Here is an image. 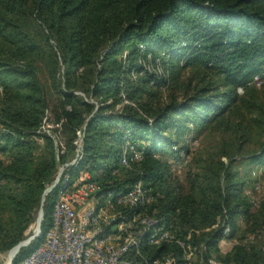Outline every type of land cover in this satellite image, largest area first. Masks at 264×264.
Wrapping results in <instances>:
<instances>
[{"label":"trees","instance_id":"trees-1","mask_svg":"<svg viewBox=\"0 0 264 264\" xmlns=\"http://www.w3.org/2000/svg\"><path fill=\"white\" fill-rule=\"evenodd\" d=\"M263 65L264 0H0V138L8 157L0 160V252L23 239L42 205L41 233L13 264L44 242L55 197L45 190L83 130V158L71 177L86 169L100 193L149 183L146 213L162 218L171 236L124 259L191 264L185 255L193 246L195 263L208 264L226 229L229 239L237 237L239 219L251 230L264 221V202L253 209L233 170L253 138L252 114L256 134L264 135V106L253 81L263 78ZM189 70L192 76H185ZM180 85L185 90L177 97ZM161 88L170 97L156 107ZM46 114L65 140L61 154L48 137L43 144L27 139ZM192 132L219 137L211 152L203 139L196 150L216 160L214 186L204 184L199 200L192 194L201 186L197 180L184 191L164 158L188 151L182 140ZM125 140L143 154L129 168L120 164ZM247 157L243 170L264 161V137ZM216 258L264 264V248L236 241Z\"/></svg>","mask_w":264,"mask_h":264},{"label":"built area","instance_id":"built-area-1","mask_svg":"<svg viewBox=\"0 0 264 264\" xmlns=\"http://www.w3.org/2000/svg\"><path fill=\"white\" fill-rule=\"evenodd\" d=\"M82 137L80 134L74 140L72 159L58 168L45 190L46 194L53 189L55 192L51 225L45 240L34 246L19 264H139L124 257L129 253L138 254L146 243L158 244L171 237L163 219L150 215L140 218L142 226L136 230L139 209L152 198L135 194L140 184L125 192L117 190L112 195L110 190L100 193L102 190L86 169L80 170L76 178L71 177L70 168L77 167L83 158ZM142 157L139 148L125 140L121 150L122 164L130 167L131 160L140 161ZM112 197L127 210L107 217L106 203ZM112 237H123L125 242L117 247L105 245Z\"/></svg>","mask_w":264,"mask_h":264},{"label":"rangeland","instance_id":"rangeland-1","mask_svg":"<svg viewBox=\"0 0 264 264\" xmlns=\"http://www.w3.org/2000/svg\"><path fill=\"white\" fill-rule=\"evenodd\" d=\"M203 72H206V71H203ZM184 73H185V76H188V77L192 76V74H193V72L190 70L188 72H184ZM211 74H214V73L212 72ZM185 76L182 77V81H181V84H183L184 86H185V82H186ZM41 79L44 82L45 75L41 74ZM253 81L255 83V86H256L257 92H258V95H257L258 103L262 104L260 106H264V75H263V78L256 75L255 77H253ZM1 89H2V87L0 86V91H1ZM184 90L185 89H183L182 85H180L175 90L174 94L177 97H181V95L184 93ZM238 91L241 92V90H238ZM157 92H158L157 94H161V95H159L158 97H156L154 99L153 105L156 107H160V106H163L169 100L170 96H169V93L166 89L161 88ZM113 111H119V108L116 107ZM253 115L254 114H252L249 117L250 118L249 122L251 124V133L253 134V138L251 139V141H249V143L246 146H244V150L242 151V154H244V155L239 157V161L233 166V170H234V172L238 173V176H236V180L241 182V186L243 187V193H244L245 197L253 203V209H256L261 202L262 203L264 202V161H261L260 163L257 162L256 164L254 163L249 167V169L243 170L244 162H245V160H247V158H249L247 156L249 155V153L254 154V152L259 147V143L261 142V140L264 137L262 131L259 132L258 134H256L258 125H255L253 123V121H252ZM58 126L59 125L56 124L55 121L53 120V117L49 114H46V116L42 120L41 125L35 130L34 134H31L27 139L34 140V141H37V142L43 144L45 137H48L50 140L53 141V144H54L57 152L61 154V153H63V151L66 150V144H65V140H63V138H61L59 136V133L57 130ZM4 132H5V128H3L2 125H0V136ZM80 134H81V136L83 135V130L78 131L77 135H80ZM256 135H257V137H256ZM27 139L25 138V140H27ZM202 139H203V141L207 142V149L211 152L213 150V148L216 147V144L219 140V137L217 134L210 135L209 132L201 134V135H197V134H195V132L189 133L182 140L183 141L182 145L188 146V148H189L188 151L184 150V152H181L178 157H176L174 155V153H172V154L166 153L165 157H164V158H166L168 165H169L171 171L173 172L174 177H176V179H177L175 184L181 185L184 191L189 189V185H190V182L192 180H194V181L197 180L198 184L201 185V186H197L198 188L192 192V194L195 195L196 200H199V198H201L200 195H202V194L200 193V191L203 190L202 186H204V184H208L207 185L208 187L211 184V188L214 186V184L211 180V177H210L211 176L210 170L212 169L211 163H213V162L215 163L216 160L213 159V156L210 158H208V156H206V155L200 156V154H199L200 149L196 152V150L200 146V140L202 141ZM126 141H128V140H126ZM128 143H129V141H128ZM129 144H131V143H129ZM5 145L7 146L6 142H4L0 138V160H2V161H7V158H8L7 153L3 152L1 150V146H5ZM73 145H74V142H73ZM123 145H124V143H123ZM132 145L135 146V144H132ZM173 148L175 150L176 146ZM40 154H41V152H40ZM72 157H73V154L69 159L71 160ZM241 158H243V159H241ZM68 160L64 164L63 163L59 164L58 168H60L61 166L64 167L65 164L70 162V160L69 161ZM220 160L224 164L227 163L226 158L223 156L220 157ZM133 161L134 160H131L130 163H132ZM120 164H122L121 152H120ZM123 166H125V165H123ZM125 167L129 168L128 165H126ZM208 178L210 180H208ZM138 184H140V186L136 189L135 194L137 195L139 193L142 196H145V198L147 199V197H149L151 195L150 194L151 189L149 187V183L147 184L141 180H136V181L132 182L130 185H124L121 188L122 189L121 192H125V191L133 188L135 185H138ZM107 191L109 192V190H107ZM107 191H105V193H107ZM115 191H117L116 188H113L110 190L112 195L115 193ZM115 200H116V197H114V198L112 197L111 200L109 201V203H106L105 212H106L107 217H112L113 215L119 213L120 211L127 210L124 205H118L115 202ZM151 202H152V198L149 201V203H147L144 207L139 209V214L137 215L138 216V222H136V224H135L136 230H139L142 226V224L139 223L140 218H143L144 215H148L146 213L147 212L146 206L148 204H150ZM43 215H44V210H43V205H42L34 212L32 219L28 223V225H27V227L23 233V239L20 240L19 243H22L26 240H30V242L28 243V244H30L31 242H33V240L37 236H39V234L41 233V222L43 219ZM40 217H41V220L39 221ZM238 221H239L241 226H240V231L237 234V237H235L234 239L233 238L229 239L227 237L229 233H227V234L224 233L223 237L219 240V242L217 244L218 251L212 253V256L208 260V264H220L218 259L216 258L217 253L219 252L221 255H223V254L229 252L231 249V246L236 241H240L242 244H245V245H248V244L256 245L257 244L259 247L264 248V221H262V223L255 226V228L253 230L250 229L251 228L250 226H247V225H245L244 222H241V219H239ZM38 227H39V234L35 236V234L37 233ZM239 236L241 237L240 239L238 238ZM125 237L127 238V235ZM123 242H125V238H123V237H118L117 239H116V237H112L111 239H109L108 241L105 242V245H107V246L108 245H115L117 247V246L123 244ZM17 245H15L14 247H12L11 249H9L7 251L0 252V264H5L7 262L6 254L9 251H11L12 249L16 248ZM34 246H36V245L34 244L31 248H33ZM22 247H24V246L19 247L18 251L22 250ZM189 249H190L189 252L185 255L186 258H189L191 260V264H199L200 261L198 263H195V261H196V258H195L196 253L195 252L197 251V248L192 246V247H189ZM16 255H15V257H16ZM133 262H131V263H133ZM167 263H169V262H162V261L156 262V264H167ZM12 264H13V261H12ZM175 264H178V263H175Z\"/></svg>","mask_w":264,"mask_h":264},{"label":"water","instance_id":"water-1","mask_svg":"<svg viewBox=\"0 0 264 264\" xmlns=\"http://www.w3.org/2000/svg\"><path fill=\"white\" fill-rule=\"evenodd\" d=\"M45 195H46V192L44 193V196H45ZM43 200H44V198H43ZM40 220H41V217L39 218V221H40ZM38 234H39V227L37 228V233L35 234V236L38 235ZM29 242H30V240H26V241H24V242H22V243H19V244L16 246V251H15V253L13 254L12 258L10 259L9 264H12V261H13L15 255L17 254L19 247H21V246H26Z\"/></svg>","mask_w":264,"mask_h":264},{"label":"bare ground","instance_id":"bare-ground-1","mask_svg":"<svg viewBox=\"0 0 264 264\" xmlns=\"http://www.w3.org/2000/svg\"><path fill=\"white\" fill-rule=\"evenodd\" d=\"M16 248L12 249L11 251H9L6 256H7V262L5 264H9L10 259L12 258L13 254L15 253Z\"/></svg>","mask_w":264,"mask_h":264}]
</instances>
